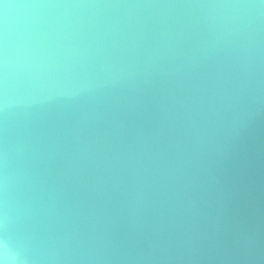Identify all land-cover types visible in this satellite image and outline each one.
<instances>
[{"label": "clouds", "instance_id": "9594fccd", "mask_svg": "<svg viewBox=\"0 0 264 264\" xmlns=\"http://www.w3.org/2000/svg\"><path fill=\"white\" fill-rule=\"evenodd\" d=\"M0 264H264V0H0Z\"/></svg>", "mask_w": 264, "mask_h": 264}]
</instances>
